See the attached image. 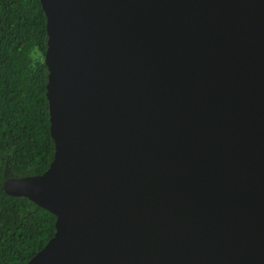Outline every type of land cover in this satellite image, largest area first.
Returning <instances> with one entry per match:
<instances>
[{
	"label": "water",
	"instance_id": "95a60500",
	"mask_svg": "<svg viewBox=\"0 0 264 264\" xmlns=\"http://www.w3.org/2000/svg\"><path fill=\"white\" fill-rule=\"evenodd\" d=\"M53 158L2 190L55 217L26 264H264V0H39Z\"/></svg>",
	"mask_w": 264,
	"mask_h": 264
},
{
	"label": "trees",
	"instance_id": "16d2710c",
	"mask_svg": "<svg viewBox=\"0 0 264 264\" xmlns=\"http://www.w3.org/2000/svg\"><path fill=\"white\" fill-rule=\"evenodd\" d=\"M46 20L39 0H0V264H26L51 239L55 217L2 190L53 158L46 100Z\"/></svg>",
	"mask_w": 264,
	"mask_h": 264
}]
</instances>
